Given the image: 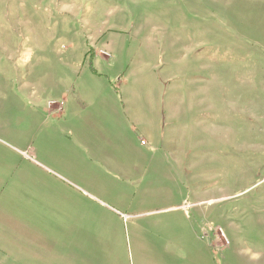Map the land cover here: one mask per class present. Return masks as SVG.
<instances>
[{
	"label": "rangeland",
	"instance_id": "374dc122",
	"mask_svg": "<svg viewBox=\"0 0 264 264\" xmlns=\"http://www.w3.org/2000/svg\"><path fill=\"white\" fill-rule=\"evenodd\" d=\"M6 215L46 264H264V0H0Z\"/></svg>",
	"mask_w": 264,
	"mask_h": 264
},
{
	"label": "crops",
	"instance_id": "0c3cea01",
	"mask_svg": "<svg viewBox=\"0 0 264 264\" xmlns=\"http://www.w3.org/2000/svg\"><path fill=\"white\" fill-rule=\"evenodd\" d=\"M7 218H3L0 216V264H20L21 260L23 264H46L42 262L43 255L41 246L38 243H31L32 233L35 230L32 229H18V228H8L5 223L6 220L14 221L20 220L21 218H17L13 215H6ZM40 230H36L35 233L39 235ZM23 238V240L21 239ZM23 243V244H21ZM35 249V252L32 253L30 250ZM26 253V254H25ZM58 252L56 251V254ZM32 256V259L30 257ZM18 260V261H17ZM50 264H68L63 261L55 260ZM74 264V261L69 263ZM78 264V263H77Z\"/></svg>",
	"mask_w": 264,
	"mask_h": 264
}]
</instances>
